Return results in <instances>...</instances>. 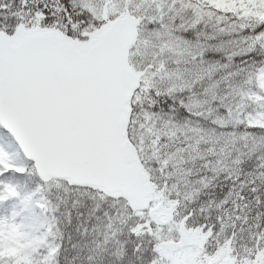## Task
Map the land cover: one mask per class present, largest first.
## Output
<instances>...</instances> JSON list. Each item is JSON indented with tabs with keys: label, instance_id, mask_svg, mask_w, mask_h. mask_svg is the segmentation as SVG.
Wrapping results in <instances>:
<instances>
[{
	"label": "snow or ice",
	"instance_id": "obj_1",
	"mask_svg": "<svg viewBox=\"0 0 264 264\" xmlns=\"http://www.w3.org/2000/svg\"><path fill=\"white\" fill-rule=\"evenodd\" d=\"M0 264H264V0H0Z\"/></svg>",
	"mask_w": 264,
	"mask_h": 264
}]
</instances>
